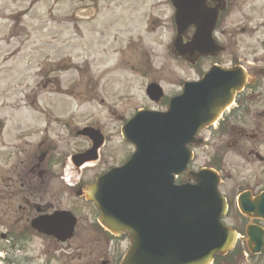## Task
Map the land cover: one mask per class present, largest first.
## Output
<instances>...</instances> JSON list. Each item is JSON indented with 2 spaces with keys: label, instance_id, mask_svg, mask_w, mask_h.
<instances>
[{
  "label": "rangeland",
  "instance_id": "obj_1",
  "mask_svg": "<svg viewBox=\"0 0 264 264\" xmlns=\"http://www.w3.org/2000/svg\"><path fill=\"white\" fill-rule=\"evenodd\" d=\"M251 1L234 11L228 27L247 24L246 16L264 15ZM169 11L166 0H0V118L7 120L0 148L14 145L24 149L20 158L34 156L31 143L39 133L22 137L35 129L49 136L47 144L55 151L76 153L85 145L77 134L79 126L100 124L116 148L106 163L84 174L94 176L105 164L127 158L130 149L118 135L119 128L147 103V84L157 81L169 94L181 79L197 74L171 55ZM241 42L243 52L254 43L247 35ZM7 115L12 116L9 123ZM196 154L195 167L220 168L221 191L232 200L235 186L248 182L253 164L246 155L229 152L216 159L214 146L197 149ZM232 217L229 223L234 225L235 211ZM241 264H264V259Z\"/></svg>",
  "mask_w": 264,
  "mask_h": 264
},
{
  "label": "flooded vegetation",
  "instance_id": "obj_2",
  "mask_svg": "<svg viewBox=\"0 0 264 264\" xmlns=\"http://www.w3.org/2000/svg\"><path fill=\"white\" fill-rule=\"evenodd\" d=\"M175 1L177 4L172 0H166L170 9L168 16L170 42L213 40L220 48L205 50L204 56L200 55L195 60L180 56L171 46V52L187 69L195 68L199 72L197 77L216 65L228 68L241 67L248 73L247 85L237 94L233 107L220 121L217 132L228 133L224 146L242 149L240 153L246 152L251 157L253 162L251 178L245 185L237 184L236 189L245 186L250 198L255 200L264 193V15L260 13L256 17L246 16L244 19L247 24L228 27L234 11L246 0ZM251 2L256 10H264V0ZM178 8L189 10L178 12ZM178 14L184 15L187 19L181 27L176 24ZM244 35L254 43L243 52L240 49ZM184 81L185 79L178 82L179 89ZM176 94L177 92L171 93V97ZM156 104L162 107L163 99ZM244 121L247 122L246 125L243 124ZM3 128L4 124H1L0 135ZM94 128L102 132L103 145L93 153L95 161L82 167L78 166V160L68 159L73 153L57 152L48 145L46 139L49 136L42 132L43 130L32 134L40 135L31 143L36 150L34 156L20 158L19 155L24 149L22 147L16 149L14 145L12 147L7 145L8 149L0 148V155L6 153L3 155L5 159L3 156L0 158V234L7 237L21 236L19 239L23 241L24 249L22 261L120 264L125 255L129 245L128 236L112 234L99 225L98 209L81 193L100 173L123 162L112 161L109 165L105 164L104 171H98L94 176L84 174L87 170H95L102 163H106L113 150L111 137L104 126L99 124ZM27 137L29 138V136L22 138ZM82 138L85 145L76 152H84L93 145V138ZM61 211L70 212L77 219L72 237L65 241L47 235L39 231L38 226L32 225L33 220L39 216H62ZM12 221L16 226L14 229H10ZM2 238L0 241L4 240Z\"/></svg>",
  "mask_w": 264,
  "mask_h": 264
},
{
  "label": "water",
  "instance_id": "obj_3",
  "mask_svg": "<svg viewBox=\"0 0 264 264\" xmlns=\"http://www.w3.org/2000/svg\"><path fill=\"white\" fill-rule=\"evenodd\" d=\"M245 78L239 70L213 71L200 82L187 83L168 112L139 111L124 126L136 153L87 191L104 225L130 233L132 246L122 264H210L214 254L232 247L236 232L221 222L227 204L218 191V174L212 169L189 172L195 183L183 185L174 184V174L186 170L191 153L185 145L196 130L219 115ZM148 92L156 100L161 96L157 85ZM239 205L264 220V194L254 204L243 195ZM247 234L250 250L261 251L263 228L251 225Z\"/></svg>",
  "mask_w": 264,
  "mask_h": 264
},
{
  "label": "trees",
  "instance_id": "obj_4",
  "mask_svg": "<svg viewBox=\"0 0 264 264\" xmlns=\"http://www.w3.org/2000/svg\"><path fill=\"white\" fill-rule=\"evenodd\" d=\"M239 254L237 253V256ZM236 256V257H237ZM236 257H233L231 256L229 259H227L226 261H216V264H238L240 263V261H237V258Z\"/></svg>",
  "mask_w": 264,
  "mask_h": 264
},
{
  "label": "bare ground",
  "instance_id": "obj_5",
  "mask_svg": "<svg viewBox=\"0 0 264 264\" xmlns=\"http://www.w3.org/2000/svg\"><path fill=\"white\" fill-rule=\"evenodd\" d=\"M164 195V194H162ZM155 196V195H154ZM165 196V195H164ZM154 198V203H156V205H158V202H159V196L156 195V197H153ZM154 205V204H153Z\"/></svg>",
  "mask_w": 264,
  "mask_h": 264
}]
</instances>
